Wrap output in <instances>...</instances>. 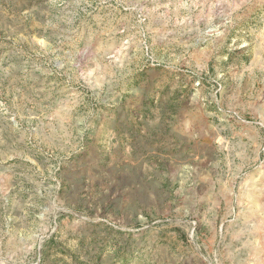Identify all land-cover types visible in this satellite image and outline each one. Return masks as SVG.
I'll list each match as a JSON object with an SVG mask.
<instances>
[{
  "label": "rangeland",
  "instance_id": "obj_1",
  "mask_svg": "<svg viewBox=\"0 0 264 264\" xmlns=\"http://www.w3.org/2000/svg\"><path fill=\"white\" fill-rule=\"evenodd\" d=\"M0 264H264V0H0Z\"/></svg>",
  "mask_w": 264,
  "mask_h": 264
}]
</instances>
